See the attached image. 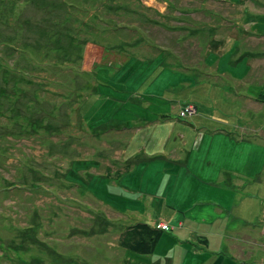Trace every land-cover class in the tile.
Returning <instances> with one entry per match:
<instances>
[{"label": "rangeland", "instance_id": "obj_1", "mask_svg": "<svg viewBox=\"0 0 264 264\" xmlns=\"http://www.w3.org/2000/svg\"><path fill=\"white\" fill-rule=\"evenodd\" d=\"M259 1L260 14L250 12L249 6L239 12L207 0H30L26 7L20 0H0V67L17 61L10 47L14 41L29 50V59L20 53L21 59L41 63L29 69L32 78L26 72L15 75L18 88L13 85L8 92L13 98L23 89L20 102L0 105V264H128L130 253L147 262L157 242L162 246L168 240L163 237L176 240L177 227L156 222L171 214L179 218L182 208L199 200L220 203L224 209L236 203L250 174L240 182L232 169L236 179L230 184L222 170L224 158L208 166L205 148L198 151V138L204 129L231 133L244 122L264 130V78L253 77L244 65L250 61L254 68L255 60H264L263 42L260 50L246 48L243 65H236V57L228 63L221 50L229 42L243 50L241 41L248 38L245 30L250 27L244 26L245 19H254L252 25L264 31V0ZM51 2L60 5L48 6ZM13 3L19 9L12 24ZM256 67L262 71V62ZM150 87L155 95L168 90L163 96L178 116L170 114L179 121L172 140L175 155L183 159L193 152L187 164L168 163L169 172L166 158L138 169L132 164L125 171L124 150L140 137L134 132L143 130L140 121L132 120L146 112L151 117L150 110L136 111ZM147 102L153 109L166 107L153 98ZM17 122L24 128L29 123L31 134L18 131ZM254 135L255 140L264 139V131ZM214 142L219 146V139ZM259 149L252 147L249 159L252 177L259 175L253 194L259 202L247 216L252 225L223 234L228 243L224 252L236 253L239 264L247 258L264 264V173L259 167L264 153ZM108 169L111 176L104 178ZM108 185L138 196L116 198ZM142 223L159 235L157 244L148 241L131 250L126 232L131 227V233L147 232ZM207 237L214 244L216 235ZM201 245L204 255L196 264L217 252L215 245Z\"/></svg>", "mask_w": 264, "mask_h": 264}, {"label": "crops", "instance_id": "obj_2", "mask_svg": "<svg viewBox=\"0 0 264 264\" xmlns=\"http://www.w3.org/2000/svg\"><path fill=\"white\" fill-rule=\"evenodd\" d=\"M207 1L224 4V5L229 4L232 9H235L239 12H243L245 10V7L247 9L248 6H249V11L252 13L260 14L262 10L257 8V5L261 4L259 0H241V3H239V0H207ZM237 15H239V20H242L243 16L241 15V13H238ZM252 21L254 22V19L251 20L245 19L243 21V23H245L244 26L250 25V27H247V29H249L250 32L245 30V33L248 35V38L244 41L240 40L242 42V48H243L242 51L241 49L233 48V42H229V45L228 43H226L221 46V50H224L223 53L225 54L224 56H228L227 58L228 63H229V59L236 57L237 60L239 61L236 63V65L239 64L243 65L242 56L244 54V51H246V48L248 47L249 48L253 47L252 51L253 50L255 51V48L257 47H258L257 50H260L259 46H261V43L263 42L262 44L264 49V31L255 28V25H252L253 24ZM260 30L262 32H257ZM212 47L214 48V46ZM236 50L239 51L238 54H236V52H233ZM222 58H220V60ZM248 59L249 57L247 54L246 60ZM261 62L263 64V68L261 67L262 71H257L256 66H258ZM244 65L245 66L249 65L250 70H253L252 75H260L261 77L264 78V60L262 59L255 60L254 68L250 61L244 62ZM151 90L152 89L150 87L147 95H141V100L143 101V107L138 108L136 110L138 112L150 110L151 117H148L146 112L143 114V117L136 115L132 120L133 123H138L140 121V128H143V130H140V133L136 132L137 130L134 132L135 137L139 136V134L140 137L136 138L137 141L131 144L130 148L129 145L124 150L125 154L121 162L125 163V167L123 168L125 171L129 169L130 165L132 164H137V169H138V165L141 164L151 165L152 162L156 159L165 160L166 158L165 160V162L167 163L166 172H169L168 163L174 165L178 162L180 163L181 161H183L185 164H187L189 162V155H191V153L193 152L191 150L187 152V154L184 156L183 159L182 156L179 159L178 156L179 154L175 155L177 149L175 148L172 140H173V132L175 126L178 125L179 121L178 122L173 121V117H178V116L171 112L166 102V99L163 96V94H165L168 91L167 89H165L161 94H156V95ZM149 98H153V100L154 99L159 100L161 105H164L165 103L166 107L164 108L163 106L160 105L161 107L153 109L151 105L147 102V99ZM136 103L138 104V102L136 101L133 102V104ZM155 106H157V104ZM171 106L174 107L172 103ZM136 107L139 106L136 105ZM170 114H172L173 117H171ZM192 117L194 119V116ZM159 120H163L164 122L163 121L160 122ZM119 124L120 125L125 124L126 126L128 125L127 122H119ZM236 126H238V128H236ZM144 127H146V129ZM144 131H148V132H144ZM231 131H233V129ZM246 131H249L253 134L250 135L244 134V132ZM255 131H264V130L263 128H261V126L254 128L251 122H244L242 124L235 125V131H233L234 133L233 132L227 133L222 130L215 131L216 133L215 132L212 133L204 129L203 133L204 132L205 133L201 134L200 139L198 138V151L202 148V146L205 148L206 164L208 166H212L214 163L213 160L215 161V163L218 162L219 164L221 159L224 158V167H222V170H226L228 172L230 184H231V179L235 178L236 176L235 175L236 171H238L237 177L240 180V182H244L243 178L246 177L247 173L250 174L247 177L250 179V181L245 182L244 184L241 183L240 188L243 189L242 190L243 193H239L237 195L236 203L233 206H231L229 209H224L220 205V203L199 200L193 202L192 204H189L186 208H182L183 215H179V218L176 217V214H171L168 219L164 217V219H162L161 221L156 222V224L159 222L167 223L168 225L171 226V228L177 227L174 233L176 240H169L170 238H167V236L163 237L162 238L163 240H167V239L168 240L162 246H160L159 242H157L158 244L156 246V249L151 256H148L147 262H142L143 258L139 257L136 254L130 253L129 258L132 261L130 260L131 262H128V264H196V261L198 262V257L200 261L202 260V257L204 255L203 248L201 245L203 242L204 244H207L206 248H210L212 245H215L217 252L210 253L209 255L207 254V257L204 259V261L201 264H239L235 259L236 253H234L233 251L232 252L229 251L228 253L224 252V250H227L228 243L226 239L224 241L223 234L227 230L228 232L231 230L237 231L238 227L247 228L248 226L252 225V220L249 219L247 216L248 214H250L251 210L253 209L254 204L256 202H259L258 200L259 197L257 198V195H253L255 194L256 185L258 184L257 179L259 178V175H257L256 177V175L253 174L255 177H252L251 175L253 173L251 168L252 161H249V159H251L252 156V147H254L255 145H257L260 148L259 152L264 153V139L255 140L254 139V136H256L254 135ZM185 138L186 136L184 134H181V140H184L183 144L186 143ZM216 139L220 140L219 146H217V144L214 142ZM214 145L217 146L218 149H217V154L212 157L210 153L213 150H216V147ZM185 151L186 150L184 149L181 152L185 153ZM259 167L261 168L260 169L261 173H264L263 172L264 163ZM170 169H172V167ZM232 169H235L236 171H233ZM119 170L120 169H117L115 173L118 174ZM110 176L111 173L110 170L108 169V171L105 172V175L103 177L110 178ZM259 183L260 185L262 184L261 180L259 181ZM228 187L230 188L232 187V185ZM107 189L109 194L113 195L116 198L117 197L121 198L124 195V198L127 197V199L131 200L130 197L138 196V194H132L131 192L127 193L128 191L119 189L118 187L117 188L111 187V185H108ZM162 191L163 190H158L157 194H160ZM245 193H250L252 195L249 198L246 197L243 198V194ZM234 211L242 214L240 215V217H237L233 214ZM117 213L120 215L119 218L123 219L121 218L123 215L119 212ZM137 223L140 222H135L133 224H137ZM156 224L154 223L150 225L153 227ZM216 225H217V229L215 230ZM130 226H132V224H130ZM220 228H225V230L221 231ZM213 233L216 235V241L214 242V244H209L208 242L209 237L207 236L212 235ZM261 235H264V229H262ZM260 241L261 240H259V242ZM167 248L170 250L167 251ZM158 260L160 261L158 262ZM252 262L253 261L251 259L248 258L245 259V264H262V262L259 261L258 259L255 261V263Z\"/></svg>", "mask_w": 264, "mask_h": 264}, {"label": "trees", "instance_id": "obj_3", "mask_svg": "<svg viewBox=\"0 0 264 264\" xmlns=\"http://www.w3.org/2000/svg\"><path fill=\"white\" fill-rule=\"evenodd\" d=\"M59 2V1H58ZM72 2L69 1L68 5L70 6ZM67 4V3H66ZM56 5H60V4H56V3H50L48 6H51V7H56ZM23 6V4H22ZM57 8V7H56ZM19 7L16 5V3H13V6H12V13H13V19H11L12 21V24L13 22H15V13L18 11ZM21 15H23V13H21ZM15 18V19H14ZM9 41H12L14 40L13 38L11 39H8ZM2 44H5L4 42ZM16 47V42L14 41L12 44L10 43V47L11 49L13 50V54L15 53V57H16V62L12 61V63L10 64V66L8 64L5 65V67H0V105H4V107L6 106H11L13 103L15 102H20L19 100L21 99H17L19 97V94H21L20 96L22 97V93L23 92V89L22 91L21 90H17L18 93L15 95V97L11 98L9 96V88H11L13 85L15 86L16 83H14V81L16 80L17 76L15 77V75H21L23 72H26V74L29 76V78L33 77L32 76V72L29 70L30 68L31 69H35V66L37 65L38 68L39 66L41 65V63L39 61L35 62V60L33 58L30 57V60H23L24 58L21 59V56L24 57V55L29 59V56L28 53H29V50L27 48H23L21 46H18L14 49V47ZM39 46V45H38ZM21 53V56L19 55ZM24 54V55H22ZM30 61V62H29ZM35 62V63H34ZM1 64V63H0ZM22 65V66H20ZM15 68L14 70H12V68ZM41 67V66H40ZM23 68V69H22ZM21 70V71H20ZM16 73V74H14ZM2 76L4 77V79H2ZM22 76V75H21ZM85 80V78H84ZM27 81H30L29 79ZM77 82V81H75ZM16 87V86H15ZM18 88V87H16ZM82 90V89H81ZM81 90H78V93H81ZM78 99L79 97L77 96V103H78ZM23 100L22 99V103H23ZM2 101H3V104H2ZM1 107V106H0ZM28 109V107H27ZM26 108L23 109V110H27ZM77 112H78V109H77ZM0 116L3 117V112L0 110ZM77 116L79 118L80 115L77 114ZM18 126L19 130L18 131H22V133L26 132V130L29 131V133L31 134L30 130H29V127H28V124L27 123V127L24 128V123L23 122H17V123H14ZM12 124H10L11 126ZM22 129H24L25 131H23ZM49 139V137H48ZM137 228H139L137 226ZM142 228H144L147 232H136V233H131L132 231V227L130 228V231L129 232H126V235L129 236V242H131V246L129 247L131 250H136L137 249V245H139V247L141 246V248L144 246L143 243H147L148 241H151V246H152V243L154 246H156V242L158 240V234H155L154 231H151V229L148 227V225H145L143 224L142 225ZM133 230H135V228H133ZM128 243V242H127ZM138 247V248H139ZM154 248V247H153ZM152 251V250H151ZM149 251V252H151ZM147 252V253H149Z\"/></svg>", "mask_w": 264, "mask_h": 264}, {"label": "bare ground", "instance_id": "obj_4", "mask_svg": "<svg viewBox=\"0 0 264 264\" xmlns=\"http://www.w3.org/2000/svg\"><path fill=\"white\" fill-rule=\"evenodd\" d=\"M29 1H30V0H20V3L22 2L21 4H23V6L26 7V6L28 5ZM31 2H32V1H31ZM23 6H22V7H23ZM0 54H1V53H0ZM35 67H36V66H35ZM252 76H253V77H257L256 75H252ZM253 81H254V80H253ZM261 229H264V224L262 225V228H261Z\"/></svg>", "mask_w": 264, "mask_h": 264}]
</instances>
